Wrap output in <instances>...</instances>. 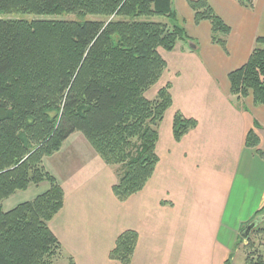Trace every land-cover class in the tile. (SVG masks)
<instances>
[{
  "label": "trees",
  "instance_id": "16d2710c",
  "mask_svg": "<svg viewBox=\"0 0 264 264\" xmlns=\"http://www.w3.org/2000/svg\"><path fill=\"white\" fill-rule=\"evenodd\" d=\"M236 1L247 10L255 4ZM188 6L194 22H209L211 41L224 47L230 27L210 3L189 0ZM63 14L77 19L0 17V264H53L61 255L48 223L61 210L64 192L43 159L73 132H81L103 162L116 167L112 192L119 201L145 186L158 162V127L171 105L168 85L152 99L145 94L166 66L159 50L190 40L171 0H0L3 16ZM155 15L168 21L144 19ZM228 80L233 98L251 96L264 106V37L256 38L246 63L229 72ZM195 126L177 112L175 140ZM246 144L258 145L252 131ZM43 182L48 188L32 200L2 210L6 198ZM255 218L244 239L241 232ZM136 243L135 231H123L109 258L129 264ZM240 244L243 264H264V205L241 225L234 248ZM67 264L74 262L69 258Z\"/></svg>",
  "mask_w": 264,
  "mask_h": 264
},
{
  "label": "crops",
  "instance_id": "0c3cea01",
  "mask_svg": "<svg viewBox=\"0 0 264 264\" xmlns=\"http://www.w3.org/2000/svg\"><path fill=\"white\" fill-rule=\"evenodd\" d=\"M188 1L171 5L190 40L159 50L166 66L145 94L152 99L168 85L171 96L158 127V162L145 186L119 201L112 192L116 167L81 132L43 159L64 192L48 226L67 263L117 264L109 253L123 231L133 230L129 264H236L239 229L264 205V106L251 96L233 98L228 80L264 37V0L251 10L236 0H207L230 27L224 47L211 41L209 22H194ZM177 112L196 121L179 140L172 132ZM251 131L258 140L253 148L246 144Z\"/></svg>",
  "mask_w": 264,
  "mask_h": 264
},
{
  "label": "rangeland",
  "instance_id": "374dc122",
  "mask_svg": "<svg viewBox=\"0 0 264 264\" xmlns=\"http://www.w3.org/2000/svg\"><path fill=\"white\" fill-rule=\"evenodd\" d=\"M0 17H2V18H24V19H51V20H74V19H77V17L73 14H63V15H55V16H40V17L31 16V15H9V16L0 15ZM87 17L89 19H99V17H97V16H87ZM144 19H148V20H152V21H156V22L168 21L167 17L160 16V15L145 17ZM46 188H47V183L43 182L38 186L32 185L27 190H24V191L21 190V191L15 192L14 194L9 196L8 198H6L2 202V210L6 211V210H9V209L15 207L19 203H22V202L28 201V200H32L37 194L42 193ZM253 238H254V236H253ZM243 243H245V242H243ZM242 244H240L238 247L239 253L236 256V264H241V262L243 261V259L245 257L244 248H242ZM261 251H262V249H261ZM53 264H67V261L65 260L64 254L56 257L53 261Z\"/></svg>",
  "mask_w": 264,
  "mask_h": 264
},
{
  "label": "water",
  "instance_id": "95a60500",
  "mask_svg": "<svg viewBox=\"0 0 264 264\" xmlns=\"http://www.w3.org/2000/svg\"><path fill=\"white\" fill-rule=\"evenodd\" d=\"M258 223V219H254L253 221L249 222L245 228L243 229V231L241 232V237H243L244 239H246L249 236L250 231L255 227V225Z\"/></svg>",
  "mask_w": 264,
  "mask_h": 264
}]
</instances>
